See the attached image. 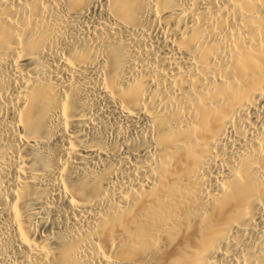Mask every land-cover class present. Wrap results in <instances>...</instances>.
Masks as SVG:
<instances>
[{
    "label": "bare ground",
    "instance_id": "bare-ground-1",
    "mask_svg": "<svg viewBox=\"0 0 264 264\" xmlns=\"http://www.w3.org/2000/svg\"><path fill=\"white\" fill-rule=\"evenodd\" d=\"M0 264H264V0H0Z\"/></svg>",
    "mask_w": 264,
    "mask_h": 264
}]
</instances>
